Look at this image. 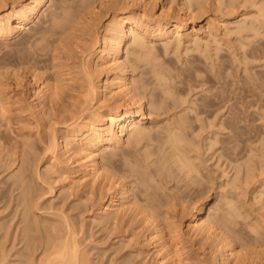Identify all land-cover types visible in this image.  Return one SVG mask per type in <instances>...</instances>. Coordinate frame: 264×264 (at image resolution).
Instances as JSON below:
<instances>
[{
    "label": "bare ground",
    "instance_id": "1",
    "mask_svg": "<svg viewBox=\"0 0 264 264\" xmlns=\"http://www.w3.org/2000/svg\"><path fill=\"white\" fill-rule=\"evenodd\" d=\"M205 1L207 0H183L182 6L173 8L165 3L158 6L156 0H0V39L7 40L26 30L25 35H23L19 43L23 46L22 48L17 49L15 57L20 61L30 62L35 65H38L45 60H51L52 68L56 70L53 79L46 77L42 82H38V74L33 73L30 80V96L34 102V114L37 116L38 123L44 127V132L46 134L42 138V141L45 144V151L48 154L49 159L48 164L45 166V170H40L38 167L39 165H34L35 161L31 157V154L34 152V143L29 139L23 141L21 159L19 160L18 165L9 172L7 182H5V184H8V189L2 190L0 188V200L9 198V205L14 211V217L6 223L1 221L0 218V231L2 229L4 230V232L0 234V264H95L94 261H92L89 250L81 247L82 245L78 238L80 230L77 228L75 222H71V220L66 217V219L64 218V223L62 220L56 223L47 217L42 218L39 215L37 210H41L42 207L35 200L36 197L34 192L36 191V177L49 184L47 192L54 196L66 193L68 190L75 188V185L77 184L83 186L91 185L92 188H94L96 184L99 183L101 189H103L102 192H105V195L100 196V198L93 202L90 207L92 210H95L94 220L102 223L101 225L104 224L106 226L109 224V228H112L110 227V225H112L113 228H115V230L113 229L114 232H116V227L121 225L120 223L122 220H119L120 217H123L121 215L129 214L128 216H131L132 214L130 213H132L133 210H136L138 208L137 206H139L136 203L137 199H135L138 198L136 195L137 192L135 194L133 193L134 188L132 185H134L135 182L132 181V185L130 183L132 175L134 179L137 177L134 181L138 180L136 182L138 185L142 183L139 186L135 185L136 190L138 189L137 187H140V189L143 190V187L141 186L146 185L148 187H146L145 191L149 188L152 192V188L150 189V177L152 178L154 177L152 175H159L162 174V172L164 173L165 169L168 170L170 168V166L168 168L166 162H171L173 166L176 167L178 174H176V171L173 174L172 171H174V169L172 168L168 177L172 173V178L178 176L175 181H177V179L178 182L179 179L188 180L187 188L194 184V173L199 172L198 167L201 163H199V165L197 164L200 156L196 159L198 162L195 161L198 167L193 161L195 158L190 157V155L196 154L195 152H199L198 149H196L197 151L195 150V152H190L194 147H192V149L190 146L188 147L189 142H191L190 139L192 140L193 137L187 139V135L190 133L187 132V128L190 123H188V118H185V115L189 113L185 112L190 108L188 107L187 109L186 107H183L182 111L186 110L184 113L182 112L185 114L184 117L177 119L176 125L173 124L172 128H170L172 124H168L170 127H165L167 132L164 130L166 134L161 135L162 131L160 133L158 132L159 129L162 130V128H164V125L160 124L161 128H158V126V129L154 127L155 129H152V132H156L157 130V133H159L160 136H153L152 134L155 132H151L150 125H147L146 121L151 115V108H149V106L151 107L153 104H159L158 96L160 93L154 92V90L156 91L155 87H152L153 91L148 89L150 84L153 85L154 83L153 80L152 82L151 79L148 78V75H151V77L157 81L158 88H161L162 93L166 94V97L169 96L168 94L171 91V97L175 94L180 96L179 98L174 96V99L175 97L177 98L175 100L176 103L171 104V106H174L173 108H175V104L177 106V101L179 99L180 102V98L183 94L182 92L177 93L179 86H177V92L173 90L175 89L176 83H179V80L181 79V83L179 84L185 85V82L187 81L194 82V77L201 79V77L199 78L201 69L196 63L197 56L194 55V52L207 55L213 49L211 48V43H213L214 50L217 51L215 56L217 57L218 55L216 59L214 55L208 54L211 56L210 63L213 64L212 61L215 63V61L220 58L219 54L221 53H219L218 50H222V48H220L222 45L221 41L226 37L235 34V38L240 39L241 47H245V45H247L246 42L243 41L245 33H249L250 35V33L253 32L254 37L264 34V32L261 31V28H264V0H214V6L218 10L229 9L227 12H224L223 16L231 14L237 19L234 22V27H231L230 22L227 19L214 18L215 20L212 21L210 19L211 21L207 23L206 26L202 25L199 28L193 26L191 29L190 25L192 23L194 24L197 18L207 12L208 6L205 4ZM248 3L251 4V7L255 6L256 11L243 12L235 9L237 6L246 5ZM156 40L163 41L166 53L170 50L174 51L175 54H178V52L182 53L183 51L181 52V47L186 44L182 55L185 54L192 57L191 59L186 57L187 60L189 59L188 62H186V67L181 68L176 66L177 64L172 66L174 63L171 61L173 60H169V62H158L160 58L159 55H162H158L157 53L159 52L155 51L156 47L154 42ZM203 46H205L204 50L201 49ZM190 53L191 56L189 55ZM253 53L252 56L255 55V53L254 55ZM206 55H204V57H206ZM212 56L215 57V60L212 59ZM182 59H180V61H182ZM225 60L227 59L225 58ZM206 61L209 62L208 58ZM218 62L215 65H217ZM10 63V59L5 58L3 62H0V68ZM182 65H185V63ZM222 65L224 64L222 63ZM222 68H220V70ZM210 69L212 68L210 67ZM220 70H218L219 72H217V74H220ZM136 71L139 72L136 74ZM212 71L214 70L212 69ZM224 72L227 73L228 71L225 70ZM0 73L2 75L4 74L3 72ZM204 73L205 71L202 75ZM208 73L210 72L205 74ZM212 73L214 74L216 72ZM226 73H224V76L230 74ZM138 74L141 76H138ZM218 78H221V74ZM177 79L178 82L175 81V85H173L174 83L172 81ZM202 80L203 79H201V82ZM221 80L223 81V79ZM196 82L199 83L200 81L197 80ZM202 83L201 85L204 86V83ZM69 84L72 88L71 90L73 93L71 94V97L74 98V101L70 102L69 105L55 107L54 104L58 105V103H61L60 100L63 89ZM192 87H189L190 91H192ZM173 91L175 92L174 95H172L174 93ZM48 97L51 102L54 103L51 105V109L53 110L51 112L45 111L43 109L44 107H42V104ZM163 98H160V100H162L161 103L165 102V98ZM168 98L171 99L170 97ZM166 100L168 101V99ZM212 101L214 102V98ZM212 101H208L207 105L211 106ZM203 102L205 101L203 100ZM22 103H25L24 97ZM190 103H192V100ZM4 104L0 100L2 111L5 114L7 109ZM162 106L163 104L161 105V109H159L160 106L158 105L156 111H158V109L162 110ZM167 106L168 105H166V107ZM22 107L24 109L27 108L25 104H23ZM167 108H169V106ZM167 108L164 107V110L168 113L170 108L168 111ZM163 113L164 111L162 114ZM192 113L193 112H191V114ZM180 115H178V117H180ZM175 117H177V114ZM175 117L174 115V119L169 117V119H173L170 121H175ZM69 120L71 121L68 122ZM235 121L236 120L234 119L233 122L235 123ZM54 124L60 126L58 127ZM214 124L216 125L217 123ZM214 124L212 123L211 125L214 127ZM222 125L220 126L223 127ZM221 127H219L220 131L222 130ZM217 128L214 127L213 129L217 130ZM224 128L225 127H223V129ZM59 132L60 134H58ZM223 132L225 131L223 130ZM150 139L159 141L156 142L157 145L158 143L159 145L155 147V144V148H151L152 146L150 147V143L152 142L153 145V141L150 143L147 142ZM214 139L213 141L217 140L215 137ZM144 141L149 144L144 143ZM193 143L195 142L193 141ZM212 145L213 144H211V146ZM125 146L130 147V149L135 148L136 152L128 151V149H125ZM166 148H169L170 150L168 149L169 151H166ZM107 149H110V151H107ZM257 151L256 153H258ZM160 152L163 153H161L162 157L159 159ZM262 152L264 153V150ZM263 153L260 154L262 157L258 156L261 158L259 163L256 161V158L254 161L256 164H253V162V166L251 165L253 168L250 166L248 167L247 175L241 177L243 176L242 173V175L240 174L236 176L239 178L233 179L235 181H242V183L239 181L240 185H237L235 182L234 187H236L237 190L241 185L243 186V182H245L244 185L247 182H250L249 179L251 176L253 181V175L251 173H254L255 175V170H261L262 172L260 174H264ZM154 157L158 159L153 160ZM248 157L251 158V154ZM254 157L252 160H254ZM121 158H124L125 160L122 159L123 161H121ZM118 160L124 163L125 166L123 167V170H125L124 168L127 169L128 166L132 164L128 168V173H124V175L127 173L126 175L129 176L128 174L131 172V178L129 180L125 178V176L124 181L121 179L119 182V177L118 180L114 179V177L118 176V171H120V173L123 171L120 170L122 165L121 162L118 163ZM160 160L161 164L158 165ZM247 160L252 162L249 159ZM249 162L246 163L245 167L248 166L247 164H249ZM117 163L120 165L118 171L116 169L119 167V165L117 166ZM154 163L155 165L157 163V166L155 167L156 173L154 172V169L150 168L152 167L150 165ZM203 164L204 162L201 166H203ZM244 164H241V166H244ZM225 170L226 169L224 168L223 172H225ZM227 172L228 170L226 171V175H224L226 177L229 176ZM209 173L211 176V172H208V174ZM198 174L200 175L202 173ZM149 175L151 176L149 177ZM119 176H123V174H119ZM200 176H198V179L196 180L198 182H195L196 185L200 184L201 181L199 182V180L203 179L202 176L201 179H199ZM226 177L222 176V178ZM147 179L149 181H147ZM211 180L214 179H210L212 184L216 181ZM116 181L119 185L116 184ZM151 181L153 182L155 180L152 178ZM178 182H175V184ZM181 182L182 181L180 180L179 184H181ZM250 183H247V185H251ZM152 184L156 186V183ZM248 187L246 188L248 189ZM172 188L173 189H169L173 192L177 187ZM183 188L186 187L183 186ZM206 189L205 192L207 195L210 191H208V188ZM228 189H231L232 191L231 187ZM170 190L167 191V200L163 198L161 199L163 200V203L157 198V201L160 203L156 202L157 204H154L153 202L154 205H150L149 207L146 204L142 205L141 203L142 207L147 206V208L145 207L146 210H143L144 212L147 211L145 212L146 216H143L144 218L141 217L144 219V222L146 217L147 224H149L152 229L150 234L147 233V230L146 232L144 231L145 234L147 233V235L145 236L144 234V236L150 240L153 238L152 242L149 243H153L156 248L154 249L156 250L155 255H157V258H155L156 260L158 259L156 264H178L176 258L177 255L174 251L182 244H179L178 240L171 237L173 235L174 238L181 239V236L183 235L184 229L175 223V218V222L171 219V213L175 212L178 206H180L179 208L181 209V212L191 213L192 215L190 222L186 224L188 233L191 237H199L201 240L203 238H217V241L215 239L216 243L213 241L216 247L220 244L221 247H223L222 251H219V253L221 252L219 258L216 259L217 254L213 252L214 257L213 255L212 257L217 260V264L220 261L223 264H230L229 262L231 261H234V263H236V261L238 263L243 261L245 263L247 261L248 263L253 264L250 260L251 258L244 257L243 259L240 256L242 254H239L236 250V245H233L234 243L228 232L227 235L226 231L223 232L221 229L223 226L221 222L223 220L219 222V219L212 218L209 214H207V216H202L201 214L204 213V208H206L205 203H198L197 200L194 202L193 198V200L189 201L190 195L194 197L192 194L194 193V188L191 189L190 187L189 191L184 194L181 193L183 191L181 188L180 192L179 188L175 189L180 194L175 191L172 193ZM153 191H155V189H153ZM169 191L171 194H168ZM245 191L244 193H246ZM256 192H258V190ZM202 193L204 192L202 191ZM217 193H219V191ZM160 194L159 197H161ZM221 194L223 195L222 192ZM241 194L243 193L241 192ZM134 195H136L135 198L133 197ZM154 195H156V193H154ZM154 195L153 197H156ZM202 195L204 194H201V196ZM257 195L258 194L256 193V198L254 197V200L256 199L255 201L258 200ZM185 196H189V199L187 198L188 201L185 199ZM201 196L200 200L202 198ZM88 199L90 200L93 198L88 196ZM261 201L262 200H260V202ZM144 202H149L151 204L149 199L148 201L147 199L146 201L144 200ZM230 202L231 204L228 205V209L232 208L234 205H232V201ZM262 205L263 204H261V206ZM77 207L78 206H74V208ZM140 207L141 206H139V211H141ZM143 211L142 213H144ZM210 211L209 213H211ZM226 211L227 209H225V212L222 214L223 216ZM238 211L239 210L236 209L235 213H239ZM230 212H232V210ZM137 213L138 212L135 214ZM228 213L226 214L227 216ZM237 215L241 216L239 214ZM213 216L215 215L213 214ZM229 216L230 218H236V216L231 217V214ZM260 216H262V214ZM135 218L136 220L138 219L137 215ZM142 218L138 220H142ZM261 218L264 219V216ZM131 219L132 218H130V220ZM126 220L127 219H125V221ZM226 220L227 219H225V221ZM119 221L121 222L118 223ZM229 223L231 222H228V224ZM128 224L126 226V232L127 227L132 228V225H130L131 223L129 224L130 226H128ZM258 224L256 226H258ZM150 227L148 228V231H150ZM262 227L261 229H263ZM224 228L228 229V227ZM117 229V231H119V227ZM218 229L222 231H219ZM252 232L254 233L255 231ZM13 234L14 243L12 249H16L15 253L11 252L12 249L8 250L6 246V242L13 238ZM2 240L5 241L2 242ZM203 241L204 239L202 242ZM207 241H204V243ZM209 241L210 243L212 242L211 240ZM20 242H23L24 244L21 247L16 248L17 244ZM143 242V245H145L146 242ZM181 242L183 241L181 240ZM213 242L210 245L214 246ZM221 247L218 249H221ZM39 248H41V251L38 253ZM140 248L139 250H141ZM142 251L143 250L140 252ZM240 257L242 259H240ZM247 262L246 264H248Z\"/></svg>",
    "mask_w": 264,
    "mask_h": 264
},
{
    "label": "rangeland",
    "instance_id": "2",
    "mask_svg": "<svg viewBox=\"0 0 264 264\" xmlns=\"http://www.w3.org/2000/svg\"><path fill=\"white\" fill-rule=\"evenodd\" d=\"M77 1H80V0H77ZM182 1L183 0H156L158 6L162 3H165L167 5L172 6L173 8H178V7L182 6ZM213 1L214 0L205 1V4L208 6L207 7L208 10L204 15L197 18L194 24L192 23L190 25L191 29L193 26H196L197 28L201 27L202 25L206 26L207 23H209L211 20L213 21L215 19H227V20H229L231 27H234V22L237 19L231 14L223 16L224 12H227L229 9L226 8L224 10H222V9L218 10L217 8H215ZM236 3H238V2H236ZM211 5H212V7H211ZM8 7H9V5H8ZM235 9L243 11V12H245V11H247V12L256 11V7L255 6L251 7V4H249V3L246 5L237 6ZM232 10H234V9H232ZM211 17H213V18H211ZM261 31L264 32V28H261ZM25 32H26V30L19 33L17 36H14V37L9 38L7 40L0 39V62H3L5 60V58H9L11 61L10 64L0 68V72L4 73L3 75L0 73V100L3 102V104L5 103L4 106L7 109L6 113L4 114L2 111L1 105H0V144H1L0 145V188L2 190L8 189V184H5V182H7L8 176H9L8 174L13 168H15L18 165V162L21 159L22 151H23V149H22L23 148V145H22L23 141L29 139L30 141H32L34 143V152L31 154V157L35 161L34 165H39L38 167L40 168V170H42V171L45 170V166L48 164V159H49V156L45 151V144L42 141V138L45 136L46 133L44 132V127L38 123L37 116L34 114V111H35L34 106H33L34 102L32 100V97L30 96V94H31L30 80H31L33 73L38 74V78H37L38 82H42L44 79H46V77L53 79L55 76L56 70L54 68H52L51 60H45V61H42L40 64L35 65L33 63H30V62L20 61L19 59H17V57H15L17 49L22 48V46H23L22 44H19V43H20L23 35H25ZM247 34L246 33L244 34L246 37V38L244 37V39H246V40L243 39V41H245L247 44V45H245V47H241L240 39H236L235 34H232V36L230 35V36L226 37L225 39H223L221 41L222 47L220 46V48H222V50L221 51L218 50L219 53H221V54L218 53L220 58H218L219 60L215 61V63H214V61H212L213 64L210 63V60H211L210 55L212 54L215 56V53L217 52L216 50H214L215 48H214L213 43H211V46H212L211 48H213V49L208 53L210 55L207 54L208 57L206 54H204V55H206V57H204V55L199 53V52H194L195 54L191 52L192 54L197 56L196 63L199 65V67L201 69V74H200L199 78L201 77V79H203L202 82L204 81L203 82L204 86L201 85V83H202L201 79H198L195 77H194V82L182 81V82L186 83L185 85L179 84V83H181V81H180L181 79H180L179 83H176L175 89H173V90L176 91L177 86H179L178 92L177 91L176 92L177 93L182 92L183 94L180 93V94H182V96L180 98V102H179V99L177 101L179 104L177 103V106L175 104V108H173L174 106H171V104L176 103V101H175L177 99L176 97L179 98L180 96H177L178 94H175V92L173 91L174 93L172 95L175 94L174 96H176L174 99V96L171 97V95H170L172 92L171 91L168 94L169 95L168 97L171 98V99H169L168 97L165 96L166 94L162 93L161 88L160 87L158 88L157 81L155 79H153V77H151V75H148V78H150L151 81L152 80L154 81L153 85L157 86L156 87V86H153L150 84L151 87L149 86L148 89L152 90L153 89L152 87H155L156 91L154 90V92L160 93V95L158 96V99H159L158 103L159 104H153V105H151V107L149 106V108H151L152 117L150 115V118L147 120L148 122L146 121V123H147V125H150L149 127H150L151 132H152V129H155L154 127H156V129H158V128H161L160 127L161 125H164V128H162V130H160V129L158 130L159 133L162 131L161 135L162 134L164 135L167 132L166 131L167 129H165L166 126L168 127L169 125L172 124L171 127L169 126L170 128H172L173 124L176 125L177 119L184 117L185 114H183V113L186 110L182 111L183 107H186L187 109L189 107L191 109V112H193L192 114L190 112V109L185 112V113H187V112L189 113V114L185 115V118H188V123H190V124L187 123L188 124L187 132H190L187 135L188 136L187 139L188 138L190 139L192 137L194 138V139L192 138V140L190 139L191 142H189V144H191V145L188 144V147L190 146L191 149H192V147H194L192 149V151H190V152H193V151L195 152L196 149L199 150V152L196 150L197 151V152H195L196 154H193L194 156L190 155V157L195 158V160H193L195 163L197 157L200 156L198 158L199 162L196 161V162H198L197 163L198 165H199V163H201L200 166L198 167V165L196 163L195 164L198 167V170H199L198 173H202L200 175L203 177V179H201V176L197 172L194 173L195 174L194 175L195 176V182L196 183L198 182L196 180L198 179V176H200L199 179H201V180H199V182L201 181V183L196 185V183L194 182L195 185L193 184L194 185V186L192 185L193 187L190 186L191 189L194 188V193H192L194 195V197L191 195H190V197L185 196V199L187 200V198L189 197L190 198L189 201L194 199V202L196 200L198 203L204 202L206 208H204V213H202L201 215L207 216V214H209L212 216V218L219 219V222H221L223 220L221 222L222 225L223 226L226 225L224 227H228V229H225L223 226L221 229L223 230V232L226 231V235L228 232L231 240L234 243L233 245H236V247L235 246L234 247L236 248V250L238 251L239 254H242L240 256L243 259H244V257L245 258L246 257L251 258L250 260L253 262V264H264V233H263L264 232V230H263L264 229V225H263L264 219L261 218L264 216V185H263L264 184L263 183L264 182V174H260L262 172L261 170L260 171L255 170V175L256 174L257 175L255 176L254 173H251L253 175V181L251 179L252 178V176H251L249 179L251 183L247 182V183H250L251 185L248 184L249 185V187H248V185L246 183L245 185H247V186H245L244 185L245 182H243L244 187L241 185L240 186L241 188L239 187L238 190L236 187H234V184L236 182L237 185H240V183H242V181L233 180V179L239 178L236 176L240 175V174L242 175V173H243V176H241V177H244V175H247L248 174V167L249 166L251 167V165L253 166V164H256V162H254L255 159L259 158L258 160L256 159V161L258 163L261 161L260 157H262V156L260 154L263 153L262 151L264 150V34H260L256 37L253 36V32H251L250 35H249V33H247ZM154 43H155V47H156L155 51L159 52V53H157L158 55L159 54L162 55V56L159 55L160 58H159L158 62L159 61L160 62L161 61H168L169 62V60H173L174 62L171 61L172 63H174V65L171 64L172 66H175L177 64L176 66L184 68L187 65L186 62H188V60H189V59L187 60V58H190V59L192 58V57H189L185 54L182 55V53L184 52V47L186 46V44L184 46H182L183 48L181 47V52L183 51L182 53L178 52V54L177 53L175 54L174 51H172V50H170L168 53L165 52L162 40H156ZM204 48H205V46H203L201 49L204 50ZM253 49H254V51H253ZM255 49H258V50H255ZM252 51L255 53V55ZM191 53L189 54L190 56H191ZM252 53L254 56H252ZM214 56H212L213 60H215V57H216V56L215 57ZM163 57L166 60H164ZM217 57H218V55H217ZM217 57H216V59H217ZM207 58H208L209 62L206 61ZM225 58L227 60H225ZM180 59H182V61H184V62L180 61ZM180 62L182 64L185 63V65H182ZM217 62H218V64L215 65ZM222 63L224 65H222ZM214 65H215V67H214ZM221 65L223 66V68ZM209 66L214 71H212V69H210ZM220 68H222V69L220 70ZM224 68H226V69H224ZM218 70H220V74H221L220 79L218 78V77H220V74L219 73L217 74V72H219ZM222 70H223V72H222ZM225 70L228 71L227 73H230V74H227L226 72H224ZM204 71H205V73H207V72H210V73H208V74L204 73L202 75V73ZM138 72L139 71H136V74ZM212 72H216V73L213 74ZM224 73H226L227 76L228 75L229 76L228 77L226 75L224 76ZM138 76H141V75L138 74ZM226 77H227V79H226ZM221 79H223V81ZM197 80H199L200 82L199 83L196 82ZM175 81L178 82V79L173 80L172 82L174 83ZM68 83H72V82H68ZM190 83H192V84H190ZM209 84H210V86H209ZM173 85H175V83ZM189 87H192V89H191L192 91L189 90L190 89ZM71 89L72 88H71L70 84L66 88L63 89V93L61 94V100H60L61 103H58V105L51 102L49 97L46 98L44 103L42 104V107H44L43 109L45 111L51 112V111H53L51 109L52 104H54L55 107L56 106L61 107L62 105H69L70 102L74 101V98L71 97V94L73 93ZM187 94H188V96H187ZM23 97H24L25 103H22ZM163 97L164 98L166 97L164 101L168 102V103H165V102L161 103L162 100H160V98L162 99ZM172 98H173L174 102H173ZM204 98H206V99H204ZM213 98H214V102L212 101ZM166 99H168V101ZM182 99H183V101H182ZM169 100L170 101L172 100V101L170 102ZM191 100H192V103H190ZM203 100L205 102H203ZM210 100L212 101L211 106L207 105L208 101H210ZM185 101H186V103H185ZM182 102H184V103H182ZM203 103H204V105H203ZM23 104H25V106H27V108L24 109L22 107ZM162 104H163L162 110L164 111V113L166 112V110H164V107L167 108L169 106V108H170L169 111H168L169 108H167L168 113L166 112L165 114L164 113L162 114L163 111L159 110V109H161ZM158 105L160 107H159L158 111H156L157 110L156 107L158 108ZM166 105H168V106L166 107ZM192 105H194V106H192ZM171 107H172V109H171ZM186 108H184V109H186ZM178 111H179V113H178ZM180 113H181V115H180ZM176 114H177V117H175ZM173 115L175 117V121H173V122H175V123L171 122L174 119ZM178 115H180V117H178ZM169 117L170 118L172 117L173 119L171 120V119H169ZM151 118H152V120H151ZM234 119L236 120L235 123L233 122ZM70 121L71 120H69L68 122H70ZM189 121H191V122H189ZM210 123L211 124L217 123L216 125L214 124V127H216V128L218 127L217 130L216 129L214 130L213 125H211ZM54 125H57V124H54ZM220 125H222L225 128L223 129V127H221ZM57 126L59 127L60 125H57ZM219 127L222 128L221 131H220ZM223 130L225 132H223ZM154 132H152V133H154ZM159 133H157V130H156V132L152 135L155 137L160 136ZM58 134H60V132ZM214 137L217 139L216 141H213ZM154 140L150 139L149 141H147L149 143L151 141H153V145H152V142L150 143L151 144L150 147L152 146L151 148H153L155 144H156L155 147L159 145V143H158V145L156 143L159 141H157V140L154 141ZM145 141H144V143L149 144ZM193 141L197 145L195 143H193ZM217 141H218V144H217ZM214 142H215V144H214ZM239 143H241V144H239ZM192 144L195 146H193ZM211 144H213V145L211 146ZM199 146H201L202 148ZM164 147H166V146H164ZM125 149H128V151L129 150L135 151V148L130 149V147H128V146H125ZM168 149L169 148H166V151L170 150V149L169 150ZM251 150H252V152L254 150V152L252 153ZM107 151H110V149H107ZM256 151L258 153H256ZM161 153H163V152H160V156L158 155L159 157L158 156H156V157H158L160 159V157H162ZM247 153H248V155H247ZM254 153H256V154H254ZM197 154H200V155H197ZM250 154H251V158L248 157ZM258 156H260V157H258ZM253 157H254V160H252ZM122 159L125 160L124 158H121V161H123ZM157 159L154 157L153 160H157ZM247 159L251 160L252 162H249ZM263 160H264V157H263ZM121 161L118 160V163H120ZM202 161L204 162L203 166H201L203 163ZM248 162H249V164H247L248 166H246L247 167L246 168L245 165ZM118 163H117V166L119 165ZM157 163H156V165H155V163L150 165V166H152L150 168L154 169V172H155V167L157 166ZM170 163L171 162H166V165L168 166V168L170 166L171 169L170 168L168 170L165 169V172L167 171L166 173L164 172L165 174L162 172V174H159V175H156V174L152 175L154 177L156 176L155 178L152 177L155 181L152 182L151 181L152 178L150 177L151 175H149V177L151 179L150 180V182H151L150 183V186H151L150 189L152 188L153 194H152L151 190H149V188H148L149 191L148 190L145 191L146 187H148L146 185L141 186V187H143V190L140 189V187H137L138 189H140V190L137 189L139 191V195L140 196L145 195V196H141V197L138 195V191L136 190L135 185L139 186L142 183H140L138 185L136 183L138 180L134 181L135 179H137V177L134 179V177L132 175V178H133L132 179L131 178V172H129V174H128L129 176L126 175L128 173L129 166H131L132 164L129 165L127 169L124 168L125 170H123V167L125 166L123 162H121V165H122L121 168L122 169L120 168V165H119V167L116 166L117 171L120 168V170L121 171L123 170L124 172L122 171L123 173L122 172L120 173V171H118L117 172L118 176L116 175L117 177H114V179L118 180L120 178L118 180L120 182L121 179H122V181H124L125 178H127L128 180L131 178V180H130L131 185H132V181L135 182V184L132 185L134 188L133 193L135 194L137 192L136 195L139 198V200H138V198H135L136 195H134L133 197L135 199H137L136 203L139 206H141L140 207L141 211H139V206H137L138 208L136 210H133L134 212L132 211V213H130V214H132L131 216H133V217L128 216L129 214L128 215H121L123 217H120L119 220H122V222L121 221L118 222V223L121 222L120 223L121 227L118 226L120 232L117 231L118 227H116V232H114L115 228H113L112 225H110V227H112V228H109V224L106 226L103 224L104 225L103 226V225H101L102 223H99L98 221L94 220L95 210H92V208L90 206L93 202L97 201L100 198V196L105 195V192H102L103 189H101V185L99 183H97L94 188H92L91 185L83 186L81 184H77V185H75L76 187L74 186L75 188L68 190L66 193H61V194H58L57 196H54V195H51L50 193L47 192L49 189V184L46 183L42 179H38V177L35 176L36 177L35 179L37 182L36 183V191L34 192L35 197H36L35 200L42 207L41 210H37V211L42 218L47 217L56 223L60 222L61 220L64 223V218L66 219V217H67V219H70L71 222H75L77 228L80 230L79 234H78V238H79V241L82 245L81 247L89 250L92 261H94L95 264H156V262L158 260V259L156 260L157 255H155L156 250H154L156 248L154 247L153 243L152 244L149 243V242H152L153 238L150 240V239H147L145 237L147 235V233L148 234L151 233L152 229L149 226V224H147L146 217H145V222H144L143 216H146L145 212H147V211L144 212L143 210L144 209L146 210L147 206L149 207L150 205L157 204L156 202L160 203L159 201H157V199L160 200L162 203H163V200H161L162 198L167 200V198H166L167 197V191L170 189H173L172 187H177L175 189L179 188V192L181 190H183L181 192L182 194L188 192L190 189L189 186L187 188L188 180L179 179V182H178V179H177V181H175V179L178 178V176L177 177L173 176L175 178H172V175L175 173V171L177 172L176 174H178V171H177L176 167L173 166L172 163L171 164ZM160 164H161V160L159 161L158 165H160ZM241 164H244V166L243 165L241 166ZM153 165H155V166H153ZM221 165L226 169L225 172H223L224 168ZM172 168L174 169V171H172L173 174L171 173V175L168 177ZM240 168H241V170H240ZM251 168H253V167H251ZM242 169H243V171H242ZM227 170H228L227 173L229 175V176L228 175L227 176L228 177L232 176V177H230L232 180L230 178L224 176V175H226ZM257 171H259V172H257ZM125 172H127V173L124 175ZM208 172H211L212 177L210 176V173L208 174ZM119 174H121V175L123 174V176H119ZM147 174H150V173H147ZM220 175H221V177H220ZM124 176H125V178H124ZM222 176L226 177V178H222ZM210 177L212 179L216 180L217 184H220V185H217L216 181H214V180H211V181H214L212 184V182H210V179H211ZM144 178H145V176H144ZM156 178H157V180H156ZM44 179H45V177H44ZM46 179H48V178H46ZM169 179H171L172 182ZM260 179H261V181H260ZM180 180L182 181L181 182L182 185L179 184ZM147 181H149V180L147 179ZM174 181L178 182V183L175 184ZM239 181H240V183H239ZM229 182H230V184H229ZM152 183H154V184L156 183L155 184L156 186H154ZM116 184H118L117 181H116ZM159 184H160V186H159ZM223 184H225V185H223ZM170 185H173V186H170ZM157 186H159V187H157ZM178 186H181V187H178ZM183 186L186 187L187 189L183 188ZM227 186H229V187H227ZM230 187L232 188V191H231V189H228ZM246 187H248V189ZM180 188H181V190H180ZM206 188H208V191H210V192L207 191L208 192L207 195L205 192L207 190ZM153 189H155V191H153ZM175 189H174V191L178 192ZM256 189L258 190V192H256L257 191ZM141 190L145 193H143ZM253 190H255V191H253ZM170 191L172 192V190H170ZM170 191L168 194H171ZM174 191L172 193H174ZM202 191L204 193H202ZM218 191H219V193H217ZM244 191L246 193H244ZM221 192L223 193L224 196L221 194ZM241 192L243 194H241ZM154 193H156V195H154ZM256 193L258 194L257 195L258 196L257 201H255L256 199L254 200ZM159 194L161 197H159ZM201 194H204V195L201 196ZM153 195L156 197H153ZM176 195H177V193H176ZM88 196H91L93 199L89 200ZM200 196L202 197L201 200H200ZM144 198H146L147 201L149 199L151 201V204L149 202L148 203L144 202V200L146 201V199H144ZM198 198H199V200H198ZM228 200H229V202H228ZM260 200H262V201L260 202ZM230 201H232V205L234 204L236 207L234 205L233 206L231 205L232 208L228 209L229 208L228 205L231 204ZM236 201L238 202V204ZM153 202H154V204H153ZM227 202H228V204H227ZM141 203H142V205L146 204L147 206L144 205L146 208L142 207ZM9 204H10L9 198H5L4 200H0V218H1V221L5 222V223L10 221L11 218L14 217V211ZM261 204H263V205L261 206ZM238 205H240V206H238ZM74 206H78V207L74 208ZM237 206H238V208H237ZM179 207L180 206L177 207V210L179 209L180 211L176 210L175 212L171 213V217H172L171 219L174 221V218H175L176 222L175 221L174 222L178 226L180 225L182 229L187 230L186 224H188V222H190L192 215H191V213L181 212V209ZM235 208L237 210H239L238 211L239 213H237V212L235 213V211H236ZM225 209H227V211L223 216L222 214L225 212ZM210 210H212L213 212ZM231 210H232V212H230ZM240 210H241V213H240ZM142 211L144 213H142ZM209 211L211 213H209ZM136 212H138V213L135 214ZM227 213H228V216L231 214L232 215L231 217L236 216L237 214H239V215H241L242 213L243 214L241 216L237 215L238 218L236 216V218L234 217L235 218L234 219V218H230V216L228 218V216L226 215ZM234 213H235V215H234ZM172 214L174 215V217ZM213 214L215 216H213ZM261 214H262V216H260ZM136 215H137L138 219H141L143 217L142 220H138V219L136 220V218H135ZM216 215H219V216H216ZM138 216H140V217H138ZM129 217L132 219L130 220ZM159 217H161V216H159ZM125 219H127V220L125 221ZM128 219L130 221H132L134 219L133 220L134 222L133 221L130 222ZM225 219H227L226 220L227 223H226ZM228 219H230V220H228ZM233 219L235 222L233 221ZM262 219H263V221H262ZM260 221H262V222H260ZM228 222H231V223L228 224ZM128 223L129 224L131 223L130 225H132V228L127 227V232H126V226ZM129 224H128V226H130ZM257 224H258V226H256ZM149 227H150V229H149L150 231H148ZM261 227L263 229H261ZM146 230H147V233L145 234L144 231L146 232ZM184 230H183V235L181 236L182 237L181 239L174 238L173 235L171 236L173 239L178 240L179 244H182V245H179L176 248L177 250L174 251L175 254L177 255V256L175 255L177 260H178L177 263L178 264H213V263L217 264L216 259L219 258L220 254H221V252L219 253V251H222V249H223V247H221V244L219 246L217 245V247H216L215 239L217 241V238H215V237H213V238L211 237L212 239L211 238H209V239L203 238L204 241H207V240L208 241L211 240L212 242L214 241L215 242V243L213 242L214 246H212V245H210V244H212V242L210 243V241L209 242L207 241L206 243H204V241L202 242L203 239L201 240V238L194 236L195 238H198V239H195V238H193V236L191 237V235L188 233V230L187 231L186 230L184 231ZM222 230H219V231H222ZM252 231H255L256 234H255V232L253 233ZM3 232H4V230L2 229L0 231V234H2ZM144 234H145V236H144ZM181 240L183 242H181ZM4 241L5 240H2V242H4ZM143 241H145L147 244L145 243V245H143L144 244ZM13 243H14V234H13V238H11L8 242H6V246H7L8 250H11L13 248ZM23 244H24L23 242H20L19 244H17L16 248L21 247ZM217 244H218V242H217ZM140 245H141V248H140ZM212 247L214 248V250ZM220 247H221V249H218ZM139 248L141 250H143L144 252L143 251L140 252L141 250H139ZM40 251H41V248H39L38 253ZM176 251L178 254L176 253ZM11 252L15 253L16 249H12ZM213 252L218 255V256L216 255V259L213 258L214 257ZM141 253H142V255H141ZM179 253H180V255H179ZM212 255H213V257H212ZM13 257H15V256H13ZM241 257H240V259H242ZM181 260H182V262H181ZM212 260H213V263H212ZM246 262L244 263V261H243V262L238 263L236 261V263H234V261H231L229 263L230 264L231 263L232 264H243V263L246 264ZM218 264H223V263L220 261V262H218ZM248 264H250V263H248Z\"/></svg>",
    "mask_w": 264,
    "mask_h": 264
}]
</instances>
